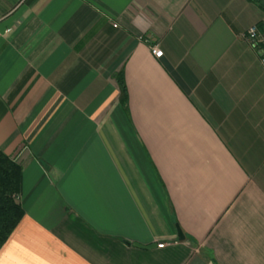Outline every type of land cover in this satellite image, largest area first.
<instances>
[{"label":"crops","instance_id":"1","mask_svg":"<svg viewBox=\"0 0 264 264\" xmlns=\"http://www.w3.org/2000/svg\"><path fill=\"white\" fill-rule=\"evenodd\" d=\"M252 25L264 0H0V264H264Z\"/></svg>","mask_w":264,"mask_h":264},{"label":"trees","instance_id":"2","mask_svg":"<svg viewBox=\"0 0 264 264\" xmlns=\"http://www.w3.org/2000/svg\"><path fill=\"white\" fill-rule=\"evenodd\" d=\"M121 101L127 102V91L122 70L117 75ZM22 167L0 149V247L7 240L24 214L19 200Z\"/></svg>","mask_w":264,"mask_h":264},{"label":"built area","instance_id":"3","mask_svg":"<svg viewBox=\"0 0 264 264\" xmlns=\"http://www.w3.org/2000/svg\"><path fill=\"white\" fill-rule=\"evenodd\" d=\"M242 37L257 50L260 55L261 64L264 67V34L258 30L256 25H252L242 33ZM150 50L155 57L162 56L163 52L158 46L151 45ZM164 244L165 242H160L157 246L162 247Z\"/></svg>","mask_w":264,"mask_h":264},{"label":"water","instance_id":"4","mask_svg":"<svg viewBox=\"0 0 264 264\" xmlns=\"http://www.w3.org/2000/svg\"><path fill=\"white\" fill-rule=\"evenodd\" d=\"M177 233H178L179 239L182 240L184 238V235H183V233L181 232V230L179 228H177ZM135 245L142 246L140 244H135ZM154 245L155 244H151V245L142 246V247H154Z\"/></svg>","mask_w":264,"mask_h":264},{"label":"rangeland","instance_id":"5","mask_svg":"<svg viewBox=\"0 0 264 264\" xmlns=\"http://www.w3.org/2000/svg\"><path fill=\"white\" fill-rule=\"evenodd\" d=\"M263 34V33H262ZM160 49V48H159ZM157 58H159V57H157Z\"/></svg>","mask_w":264,"mask_h":264}]
</instances>
